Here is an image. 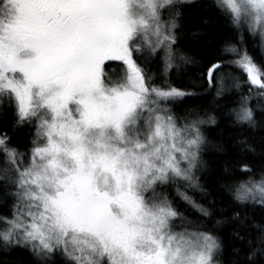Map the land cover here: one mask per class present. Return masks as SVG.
<instances>
[{"label":"snow or ice","instance_id":"obj_1","mask_svg":"<svg viewBox=\"0 0 264 264\" xmlns=\"http://www.w3.org/2000/svg\"><path fill=\"white\" fill-rule=\"evenodd\" d=\"M188 3L0 0V106L12 109L14 127L36 130L26 151L0 132V195L15 201L10 217L0 216V243L30 248L39 264H57V257L62 264H220L222 237L164 191L176 186L200 217L214 214L215 201L205 207L187 191L207 195L198 175L206 167L202 126L215 117L195 108L177 116L169 106L194 95L170 81L193 63L178 47ZM215 6L264 47V0ZM230 50L238 59L229 66L264 99V65ZM224 66L214 63L207 73L217 96L229 91L216 75ZM230 83L242 87L238 76ZM250 100L251 92L241 95L232 109L237 123L255 125ZM241 171L252 172L246 164ZM223 187L236 204L264 207V172ZM229 220L244 222L234 211L216 225ZM256 227V245L249 240L243 261L233 264L264 261V226Z\"/></svg>","mask_w":264,"mask_h":264},{"label":"trees","instance_id":"obj_2","mask_svg":"<svg viewBox=\"0 0 264 264\" xmlns=\"http://www.w3.org/2000/svg\"><path fill=\"white\" fill-rule=\"evenodd\" d=\"M215 0H191L181 9V34L178 47L184 54L192 57L193 63L184 65L179 72H173L170 77L171 85L194 95L185 97L181 102L169 105L177 116H183L186 111L196 109L201 115L207 113L215 117V123H205L202 131L207 144L202 153L206 167L198 173L200 183L207 191L204 196L199 190H188L187 194L198 203L212 206L214 214L209 218H202L177 193L176 186L165 187L164 191L173 200L174 205L191 219H203L207 228H215L222 237L223 251L218 257L220 264H233L249 251L248 241L256 245L259 232L256 226H264V207L258 204H236L231 195L224 189V184L233 178L246 179L253 175L259 179L264 172V99H260V89L247 83V76L242 71L230 67L231 62L238 59L230 48H238L241 54L247 51L258 65H264V47L260 37L253 36L246 30L238 32L224 15L217 10ZM242 38V42H241ZM214 63L225 65L216 75H223L229 85V91L217 96L216 87L208 82V69ZM120 62H111L110 67L116 69ZM156 70L155 65L152 66ZM238 76L242 87L236 89L231 86V76ZM157 83H161L157 81ZM251 92L250 106L255 110V125L237 123L232 112L238 107L237 101L241 95ZM12 109L0 106V132L8 131L13 137L12 144L20 151L32 147L35 127L25 124L14 127ZM248 165L251 173L244 174L241 169ZM184 192L183 187L180 188ZM12 198L5 199L0 195V216L11 214ZM234 211L241 213L244 220H229L227 223L216 225L217 220L232 217ZM2 227V225H0ZM179 230V229H177ZM238 231L244 240L238 239L233 233ZM234 249H240L237 256ZM0 264H39L38 259L30 248L0 243ZM57 264L62 259L57 257ZM264 264V261H262Z\"/></svg>","mask_w":264,"mask_h":264},{"label":"rangeland","instance_id":"obj_3","mask_svg":"<svg viewBox=\"0 0 264 264\" xmlns=\"http://www.w3.org/2000/svg\"><path fill=\"white\" fill-rule=\"evenodd\" d=\"M217 2V0H215ZM105 259V264H106V261H107V258H104Z\"/></svg>","mask_w":264,"mask_h":264}]
</instances>
